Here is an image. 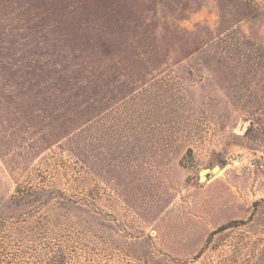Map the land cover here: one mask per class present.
<instances>
[{
  "label": "rangeland",
  "instance_id": "rangeland-1",
  "mask_svg": "<svg viewBox=\"0 0 264 264\" xmlns=\"http://www.w3.org/2000/svg\"><path fill=\"white\" fill-rule=\"evenodd\" d=\"M0 264H264V0H0Z\"/></svg>",
  "mask_w": 264,
  "mask_h": 264
},
{
  "label": "water",
  "instance_id": "water-1",
  "mask_svg": "<svg viewBox=\"0 0 264 264\" xmlns=\"http://www.w3.org/2000/svg\"><path fill=\"white\" fill-rule=\"evenodd\" d=\"M215 170H216V168L213 169V171H215Z\"/></svg>",
  "mask_w": 264,
  "mask_h": 264
}]
</instances>
